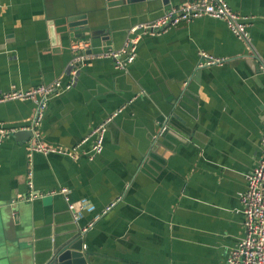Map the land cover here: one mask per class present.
<instances>
[{"label":"crops","instance_id":"0c3cea01","mask_svg":"<svg viewBox=\"0 0 264 264\" xmlns=\"http://www.w3.org/2000/svg\"><path fill=\"white\" fill-rule=\"evenodd\" d=\"M193 1L2 0L0 96L75 81L50 101L41 142L70 149L122 112L90 160L92 141L76 158L31 154L36 104L0 103V123L31 132L0 142V264H42L79 235L90 264H228L243 233L240 194L263 155L264 0H226L248 17L250 41L203 17L144 36L125 69L110 58L72 67L75 43L97 56L120 49L133 25ZM82 15L89 28L63 32ZM203 53L223 62L203 67Z\"/></svg>","mask_w":264,"mask_h":264},{"label":"built area","instance_id":"2783aa9c","mask_svg":"<svg viewBox=\"0 0 264 264\" xmlns=\"http://www.w3.org/2000/svg\"><path fill=\"white\" fill-rule=\"evenodd\" d=\"M2 7V0H0V9ZM203 17L224 21L234 35L243 40L250 41L248 17L235 12L226 0H195L166 10L156 20L134 25L130 29V37H128L121 49H110L97 56L86 52L89 48L88 43H75L72 46V50L75 52V57L72 61V67L75 68L74 73L77 74L87 61L98 58L113 59L118 69H125L135 61L138 54L139 42L144 36L157 35L181 23L191 22ZM203 56L204 61L201 64L203 67L223 62V59L214 58L204 53ZM74 82L73 79L64 81V79L58 78L51 84H40L29 90H22L13 86L9 92L0 96V103L20 100L32 101L36 104L35 117L30 127L36 136V140L29 143L31 154L42 153L49 155L55 153L76 158L81 153L83 145L89 141H92V147L88 153L90 154V160H93L95 156L103 152L109 125L122 110L106 118L101 124L93 128L81 142L70 149L48 146L40 141L41 134L39 133V128L44 120L50 101L71 90ZM165 127L162 128V132L166 130ZM17 131L18 129L7 128L4 124L0 123V142L9 138ZM262 143L263 155L257 165L248 174L246 190L240 194L238 212L243 216V233L228 256V264H264V133ZM31 176L32 173L30 172L29 177L31 178ZM29 187L33 189L32 179L29 180ZM55 193L53 192V194ZM59 193L67 198V189H62ZM32 196L34 199L42 196V194L32 193ZM112 207L113 205L109 206L107 211ZM70 209H74L73 206Z\"/></svg>","mask_w":264,"mask_h":264},{"label":"water","instance_id":"95a60500","mask_svg":"<svg viewBox=\"0 0 264 264\" xmlns=\"http://www.w3.org/2000/svg\"><path fill=\"white\" fill-rule=\"evenodd\" d=\"M106 1L110 7H123L127 5H133V4L135 5L142 2L154 1V0H106ZM158 1H163L164 4H167L169 0H158ZM68 20H69V24L67 27L64 28L65 31L63 30V32H66L68 28H73L76 26H81L82 28L85 27L86 29L89 28V22L85 15L70 17ZM139 23H144V22H139ZM96 33L97 32H94V34ZM98 33H100V31H98ZM76 37L86 38L85 34H76V35L71 34V38H76ZM50 38L52 41V45L54 47H58L62 43L61 36L58 34L57 28L53 25V23H51V27H50ZM30 134L31 132L18 130L15 133V137L26 136ZM164 134L165 132H160L159 137L163 136ZM84 241H85L84 237L83 236L80 237V235L76 238H71L69 240L64 241L57 248H55L54 252L50 255V257L42 264H90L84 246L85 245Z\"/></svg>","mask_w":264,"mask_h":264}]
</instances>
